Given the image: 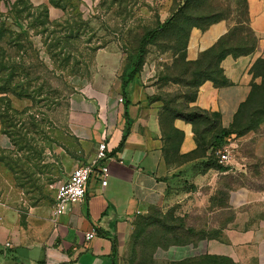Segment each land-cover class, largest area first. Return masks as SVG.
Returning <instances> with one entry per match:
<instances>
[{"label":"crops","instance_id":"crops-1","mask_svg":"<svg viewBox=\"0 0 264 264\" xmlns=\"http://www.w3.org/2000/svg\"><path fill=\"white\" fill-rule=\"evenodd\" d=\"M247 4L249 25L261 49L237 58L227 56L222 67L233 84L217 87L206 81L193 103L219 112L226 128L252 90L250 67L264 49V0H247ZM230 27L228 19L206 30L194 27L188 59H198ZM97 56L104 69L80 80L70 96L69 148L78 156L60 183L76 167L92 162L99 143L107 140L111 149L105 161L110 167L108 184L91 182L86 198L55 221L56 195L49 210L38 204L20 211L22 198H16V186L0 169V264H26L21 249L35 251L46 264H118L130 225L153 209L175 213L186 229L184 238H190L196 227L204 230L196 246L187 240L172 246L174 260L212 255L234 264H264V130L231 139V159L220 169L207 163L211 151L185 156L197 143L193 125L178 118L173 124L184 132V139L178 152L166 151L160 106L148 98L155 88L138 76L126 90L128 101L124 100L123 54L122 71L112 50H101ZM12 147L0 117V150ZM21 213L26 214L25 223ZM94 228L97 235L87 240L86 234ZM191 246L199 251L191 253Z\"/></svg>","mask_w":264,"mask_h":264},{"label":"rangeland","instance_id":"rangeland-1","mask_svg":"<svg viewBox=\"0 0 264 264\" xmlns=\"http://www.w3.org/2000/svg\"><path fill=\"white\" fill-rule=\"evenodd\" d=\"M61 1L62 6L57 7L49 0H0V29L3 25L5 31L0 37V58L6 64L0 71V87L3 77L14 74L9 89L20 83L30 95L18 98L8 93L19 113L9 111L5 125L12 149L0 150V169L9 175L18 191L16 198L24 203L17 206L20 211L38 204L49 210L60 181L74 167L78 154L70 150L67 132L70 96L80 80L91 79L96 70L100 74L104 69L98 52L112 50L122 71V54L126 64L140 36L169 17L182 0ZM247 9L246 0H193L185 7L178 26L149 46L139 76L155 88L153 95L159 99L154 102L160 110L166 105L180 110L193 105L190 99L195 87L186 82L196 68L186 62L191 61L188 45L193 24L205 26L213 17H225L230 30L237 28L232 45L253 46V53L261 49L258 36L248 30ZM185 48L186 61L182 58ZM260 60H264V49L250 67L255 94L251 104L242 108L239 121L240 126H259L242 136L264 130V62ZM2 104L7 103L4 100ZM26 106L29 109L25 112ZM203 127V123L197 125L199 130ZM21 215L25 223L26 214ZM175 215L153 209L136 217L118 264H230L200 256L190 262L174 260L177 256L170 252L172 246L186 240L195 245L204 231L196 227L190 238H184L186 229ZM190 248L191 253L199 251ZM20 252L26 264L40 260L35 251Z\"/></svg>","mask_w":264,"mask_h":264},{"label":"trees","instance_id":"trees-1","mask_svg":"<svg viewBox=\"0 0 264 264\" xmlns=\"http://www.w3.org/2000/svg\"><path fill=\"white\" fill-rule=\"evenodd\" d=\"M49 1L54 6L57 7L62 6L61 0H49ZM191 1L193 0H182L180 4L177 6V8L172 11L169 17H167L164 21L159 22L157 26L145 31L140 36L137 46L131 51V53H129L123 73L121 74L122 89H123L122 94L124 100L128 101L126 90L129 84L133 82L136 77L140 75L139 73L142 71L143 66L145 65L146 56L149 52V46L153 44L163 33L171 29H174L178 26L179 21L182 19L184 15L185 7ZM246 4H247V0H246ZM222 19H227V18L222 16L221 17L216 16L207 20L205 26L193 24L192 29L194 27H200L202 30H206L211 24L218 22ZM248 27H249L248 30L254 33L249 25V19H248ZM3 31L4 29L2 25L0 29V37L3 36L5 32ZM236 31L237 28L234 30L233 29L229 30L226 34L221 36L213 46L203 51L200 54L199 58L196 60L186 61L187 52H186V48L184 49L185 51L183 53L182 58L187 62L189 67L192 66L196 67L195 70L191 72L192 79L190 81L189 80L186 81L189 86L195 87V91L192 93V98L190 99V102L194 103L196 101L199 87L206 81H212L217 87L229 86L233 84L232 81H230V79L226 76L224 68L222 67V62L227 56H233L237 58L240 56L250 55L254 52L255 48L253 46L241 47L231 44L234 40L233 37L235 36ZM254 37L256 40L257 38L256 35ZM260 61L264 62V60H260ZM2 68L6 69V64L4 59L0 58V71ZM13 77L14 74L11 75V78L3 77L1 79L3 85H1L0 87V93L4 94L0 96V117L2 119L3 132L6 135H8V137L11 136L9 135L10 134L9 130L6 128L5 125L7 124V117H9L10 115L9 111H15L16 113H19L11 105V99L8 96V93L12 92L18 98L30 97L28 91L22 88V84L20 83L16 84L15 88L11 90L9 89L10 88L9 85L11 84ZM254 87L255 86L252 83V90L248 98L240 105V108L236 113L234 122L228 128L223 127L221 125V114L219 112H210L196 105H191V106L186 105L184 107V110L175 109L166 105L163 110H160L161 125L166 135V142H167L165 148L166 151L173 149L174 152H178L180 150V146L184 139V132L177 129L173 124L175 119L180 118L193 125L195 140L197 143V148L193 152L185 156L196 157L199 155H205L207 151H211V155L209 156L207 163L222 169L223 166L221 165V163H219L216 153L220 149H223L226 145H229L231 139L235 137H240L244 135L243 133L252 131L253 127L259 126L258 123H255V125L246 124L247 126H240L239 123L242 115L241 114L243 110L242 108L246 107L247 105L249 106L251 104V101L253 100V96L255 94V92L253 91ZM148 98L153 102L154 100L159 99L154 97V95H151ZM4 100L7 103L6 106L5 105L3 106L2 104V101ZM28 109L29 108L25 109V112ZM163 112H167L166 117L165 115H163ZM200 123H203L204 125L203 129L201 130L197 129V125H199ZM168 130H170L171 133ZM124 140H125V136L122 143L119 146V149L123 148ZM172 140H174L176 144H174V141L172 143ZM200 257L214 258L216 260H221L222 262H230V264H234L230 259H225L212 255H203ZM192 258H189L184 262H190L193 260ZM37 264H46V262L45 260H40L38 261Z\"/></svg>","mask_w":264,"mask_h":264},{"label":"built area","instance_id":"built-area-1","mask_svg":"<svg viewBox=\"0 0 264 264\" xmlns=\"http://www.w3.org/2000/svg\"><path fill=\"white\" fill-rule=\"evenodd\" d=\"M110 143L103 140L99 143L96 158L87 164L76 167L68 180L60 183L57 187L53 206V218L58 220L60 216L71 210L74 204L82 202L88 192L91 182L98 180L103 187L107 186L110 176V167L105 161L110 156ZM219 163L229 161L232 156L230 145H226L217 152ZM97 235V229H92L86 234L90 240ZM9 245V243H7Z\"/></svg>","mask_w":264,"mask_h":264}]
</instances>
